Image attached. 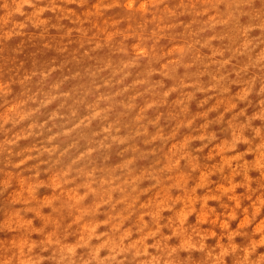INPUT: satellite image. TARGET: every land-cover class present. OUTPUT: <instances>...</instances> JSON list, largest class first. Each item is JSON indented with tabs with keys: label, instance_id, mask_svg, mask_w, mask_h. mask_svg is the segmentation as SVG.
Wrapping results in <instances>:
<instances>
[{
	"label": "clouds",
	"instance_id": "9594fccd",
	"mask_svg": "<svg viewBox=\"0 0 264 264\" xmlns=\"http://www.w3.org/2000/svg\"><path fill=\"white\" fill-rule=\"evenodd\" d=\"M0 264H264V0H0Z\"/></svg>",
	"mask_w": 264,
	"mask_h": 264
}]
</instances>
